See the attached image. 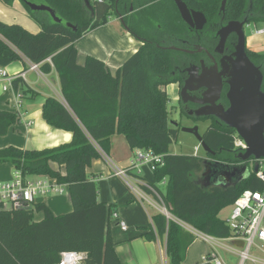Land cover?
<instances>
[{
	"label": "trees",
	"instance_id": "trees-1",
	"mask_svg": "<svg viewBox=\"0 0 264 264\" xmlns=\"http://www.w3.org/2000/svg\"><path fill=\"white\" fill-rule=\"evenodd\" d=\"M0 1L11 6L15 0ZM29 1L49 6L61 24L54 23L46 12H32L21 1L41 31L34 34L18 24L0 21V58L6 52L12 60L21 54L38 65L43 74L55 71L63 102L47 97L41 106L42 116L47 124L72 136L67 143L44 150L0 149V162L11 163L23 177L51 176L57 185L67 187L73 209L54 215L41 202L31 210L0 209V264H54L59 254L66 251L84 253L86 264H121L110 235L108 207L98 201L96 184L86 173L92 161L100 158L97 148L109 154L110 137L114 134L123 136L132 150H149L163 156V166L152 171L155 183L148 185L158 194L171 218L160 213L152 216L155 228H143L142 238L150 241L166 237L165 254L171 264H181L195 240L179 223L215 239L229 238V227L224 219H219V212L231 207L242 192L263 189L248 163V170L239 180L220 184L214 178L208 182L209 175L203 176L204 168L218 167L224 173L240 164L239 153L234 149L235 131L217 124L204 131L203 141L215 154H208L209 160L204 156L170 154L169 147L177 142L179 130L170 121L167 106L168 52L146 42L113 75L100 59L88 56L83 64L78 63L74 43L107 23L116 0H89V9L83 0ZM123 1L118 2L122 15ZM151 1L154 0H141L143 3L135 9L142 10ZM221 1L192 0L191 4L208 19H214ZM225 6V19L245 18L248 24H264V0H226ZM159 7V15L153 14L157 24L170 28L171 22L180 21L171 2L164 1ZM66 23L76 30L66 27ZM127 26L143 37L142 28L147 25L143 19L132 20ZM247 54L264 67V54L250 49ZM18 83V79L12 82L14 90ZM27 92L23 90L24 94ZM17 121L16 113L0 110V135H5ZM213 159L218 161L212 166L209 161ZM51 163L58 168H52ZM161 182L165 184L163 192L156 186ZM149 192L152 193L150 189ZM35 211L43 213L40 221L34 222Z\"/></svg>",
	"mask_w": 264,
	"mask_h": 264
},
{
	"label": "crops",
	"instance_id": "crops-1",
	"mask_svg": "<svg viewBox=\"0 0 264 264\" xmlns=\"http://www.w3.org/2000/svg\"><path fill=\"white\" fill-rule=\"evenodd\" d=\"M18 2L21 3L20 0H15L11 6H7L0 1V21L18 24L28 32L39 33L41 31L39 24L26 10L21 9ZM108 20L105 25L86 33L74 44L77 50L78 63L83 64L88 56L100 59L106 64L110 74L113 75L116 69L122 66L127 59L121 54H132L140 47L137 48V43L133 42L135 38L130 33L124 31L125 34L121 35L120 32H117L115 23L117 24L118 21L115 17L111 22ZM116 34L119 37L120 35L128 37L131 42L128 52L116 51V46H112L113 43L115 44ZM95 36L98 46L90 48ZM20 56V58L12 60L10 53L6 52L0 58V69H4L9 76L15 77L19 81L17 90L11 87V89L3 91L2 88L6 85V81L0 79V110L10 111L18 115L16 124L12 125L5 135H0V149L17 147L27 150H44L67 143L71 139V133L55 129L47 124L42 116L41 106L47 97H56L63 102L59 79L55 71L51 70L47 74H43L39 69L31 70L32 63L21 54ZM21 74L23 77H19ZM169 89L173 88L169 87ZM23 90L28 92L24 94ZM15 91L22 94L21 100L16 99ZM15 105H18L17 111ZM28 123L31 125L27 126ZM120 136L114 134L110 137L109 154H101L100 158L92 161L86 169V173L93 178L96 184L98 201L108 207V223L115 254L119 257L121 264H171L169 257L165 254L166 237H157L150 241L141 237L143 228L154 230L151 217L159 213L162 214L160 202L153 193H148L149 189L145 187H148L149 183H155L153 172L150 171L149 167L142 166L139 168V172L129 170L127 181L114 176L113 170L115 168L125 169L130 165L136 151L130 149L124 137L122 136L123 139H121ZM51 166L54 169L58 168L55 163H51ZM14 173L15 168L11 163L0 162V183L12 181ZM37 179L46 181L49 185L56 184L55 179L51 176H27V180L30 181ZM156 186L162 192L165 190L164 182ZM61 189L64 191L63 194L51 193V195L38 198L36 202L44 203L54 215L67 214L73 207L67 187L61 186ZM61 198L67 200L65 204L60 200ZM114 212L118 213L119 219L126 222L127 231H121L118 223L113 220L112 214ZM37 213V211L34 213V222L43 218V213L39 212L41 214L40 219H36ZM203 235L200 232L194 235L195 240L187 248L184 261L181 264H213L204 260L205 256L212 253L213 247L204 240ZM221 240L219 247L214 248L215 252H218L224 264H230L232 261L237 264L238 252L241 250L230 248L226 243L243 241L238 239Z\"/></svg>",
	"mask_w": 264,
	"mask_h": 264
},
{
	"label": "flooded vegetation",
	"instance_id": "flooded-vegetation-1",
	"mask_svg": "<svg viewBox=\"0 0 264 264\" xmlns=\"http://www.w3.org/2000/svg\"><path fill=\"white\" fill-rule=\"evenodd\" d=\"M164 1H169L173 4L174 8L177 10L182 26L177 19L174 22H171L172 25L170 28H167L166 25L157 24L154 15H159V5L164 3ZM181 1L190 12L196 11L203 14L206 24H204L201 29H197L196 27L199 22L198 20L193 19V23L195 24L193 28H190L182 21L174 0H154L145 4L142 10L140 8L135 9V6L143 3L141 0H124L120 5L124 14L122 15L120 13L118 4L116 9L118 13L123 16L124 25L127 27V31H125L141 42V46L144 45V43L149 42L156 48L168 52L170 57L168 79L170 83L165 86V89L167 87H172L176 90V112L178 113L180 120L179 122H171H174L175 126L178 127L179 133L181 127H198V123L204 125L202 132H199L201 136L206 129L212 126V124H217L219 127L229 129L230 127L223 121L219 120L214 114L206 115V112H208L206 109L207 107H210L207 101L213 99L215 95L211 94L209 96L207 94L208 88H205L202 85L205 81L203 75L210 72H212L213 75L214 73H220L221 62L224 61V63H228V57L234 58L233 54L235 52L238 38L234 33H230L226 36L224 43L220 45V32L225 29L230 22H242L245 18L225 19V11L221 12L219 8L216 17L214 19H208L203 12L191 4L192 0ZM246 12L248 13L249 10ZM112 13L115 15L119 25H121L116 15L115 6ZM173 15H175V13ZM143 19H145L147 26L142 28V33H144L143 37H139L131 32L127 25H129L132 20H138L140 22ZM147 19H152V22L148 23ZM247 53L248 48L246 49V55H249ZM248 57L251 62L262 71L263 81L261 87L264 91L263 64L255 58L252 59V57ZM221 88L219 97L214 100L213 103L216 106H222L223 110L227 111L230 105L227 100V92L229 91L227 77H221ZM183 120L190 124H183ZM202 154L203 155L201 156H204L209 160L207 157L208 154H205L204 152ZM211 161H218V159H213Z\"/></svg>",
	"mask_w": 264,
	"mask_h": 264
},
{
	"label": "water",
	"instance_id": "water-1",
	"mask_svg": "<svg viewBox=\"0 0 264 264\" xmlns=\"http://www.w3.org/2000/svg\"><path fill=\"white\" fill-rule=\"evenodd\" d=\"M24 5L32 12L48 13L52 21L56 24H61V20L57 17L55 11L49 6L43 4H36L29 0H21ZM120 0L115 2L116 15L120 24L127 31V27L124 25L123 16L118 13L116 6ZM175 5L178 8L182 21L190 28H193L195 24L193 19L198 20L197 29H201L205 23V17L202 13L192 11L190 12L185 4L181 0H174ZM87 9L90 7L89 0H83ZM226 0H222L220 4V11H225ZM132 11V9L130 8ZM247 19L242 22H230L225 29L220 32L221 44L226 40V36L230 33H234L238 38V42L234 52V58L228 57V63L221 62L220 73L212 72L203 75L205 81L202 85L208 88V95L214 94L215 96L208 102L210 107H207L206 115L214 114L219 120L223 121L227 126L235 131L238 137H240L246 144V150L239 153L237 159L239 165L231 168L230 172H224L221 174L222 181L227 183L230 180H239L240 175L246 172L247 163L251 159L260 160L264 158V91L262 90L263 74L246 55V38L244 35V26L248 25ZM66 27L76 30L71 24L66 23ZM225 60V59H224ZM228 78L229 91L227 92V100L229 108L227 111L223 110L222 106L214 105V100L219 97L221 92V77ZM180 132L191 135L200 144L202 151L205 154L213 155L203 141L202 136L198 132V127H181ZM216 165V164H214ZM254 171L256 172L257 164L254 165ZM208 172L203 173V176L208 175ZM240 176V177H239ZM239 177V178H238ZM209 179V177L207 178Z\"/></svg>",
	"mask_w": 264,
	"mask_h": 264
},
{
	"label": "built area",
	"instance_id": "built-area-1",
	"mask_svg": "<svg viewBox=\"0 0 264 264\" xmlns=\"http://www.w3.org/2000/svg\"><path fill=\"white\" fill-rule=\"evenodd\" d=\"M249 25V24H248ZM264 34V27L258 29L255 35ZM31 70H37L38 65L32 64ZM19 76V75H18ZM19 77H23L21 74ZM0 79L6 81V85L3 86V91L11 89L12 82L15 77H11L4 69H0ZM13 88V87H12ZM16 99L21 100L22 94L15 91ZM17 111L18 105H15ZM31 125L28 123L27 126ZM234 149L238 152L246 150V144L244 141L234 134ZM201 149L200 144L192 151L191 154L194 157L201 156L198 151ZM101 154L103 152L100 148H97ZM202 151V149H201ZM134 158L131 160L130 165L125 169L115 168L113 170L114 176H118L127 181L128 171L135 170L139 172V168L142 166L149 167L150 171L156 169V167L163 166V156L155 155L151 151L136 149ZM250 171L255 174L256 178L263 185L262 191L247 190L242 192L231 205L229 215L224 219L230 230V237L227 240L238 239L242 240L245 244L244 248L238 252V263L245 264H264V158L260 160L251 159L249 161ZM257 164V171H254V165ZM248 166V167H249ZM249 169V168H248ZM14 178L10 182L0 183V209L7 210H31L36 200L41 197L51 195V193L63 194L61 186L63 185H49L46 181L37 179L34 181L27 180V177L21 176L18 170H15ZM150 189L155 197L161 204L162 214L170 218L169 213L161 203L160 198L156 192H154L149 186H145ZM112 218L118 223L121 231H127L126 222L119 219L118 213L114 212ZM203 238L212 247L213 251L208 256L204 257V260H208L213 264H224L219 257L218 252H215V247L220 245L221 239L213 238L203 235ZM253 248L254 253L250 250ZM86 255L84 253L75 251H66L59 254V260L54 264H86Z\"/></svg>",
	"mask_w": 264,
	"mask_h": 264
},
{
	"label": "rangeland",
	"instance_id": "rangeland-1",
	"mask_svg": "<svg viewBox=\"0 0 264 264\" xmlns=\"http://www.w3.org/2000/svg\"><path fill=\"white\" fill-rule=\"evenodd\" d=\"M35 1L38 2L37 0H35ZM18 4L21 7V9L23 11H25L23 5L20 2H18ZM114 17H115L114 14L110 15L108 22H111ZM6 24H9V23H6ZM115 26H116L117 32H120L121 35L125 34L124 33L125 28L124 27H122L118 23L117 24L115 23ZM263 27H264V24H261V23H258V24L250 23L249 25H245V28H244L247 48L252 50V51H254V52H256V53H258V54L259 53L264 54V34L255 35V32L258 29L263 28ZM121 35L119 37L116 34L115 44L113 43L112 46H114V47L116 46V51H119V52L127 51L128 52L129 49H130L131 42L128 40V37L126 38L125 36H121ZM94 38L95 39L92 41L93 44L91 45L90 48H93L92 46H94V47L98 46L97 43H96V36ZM101 41H103V40H101ZM133 42L137 43V46H138L137 48H139L141 46V42H139L138 40L133 39ZM119 49H121V50H119ZM91 51L92 50L90 49V52ZM121 55L128 59V56L131 55V54H127V55L126 54H121ZM165 90H166L167 96H168L167 106H168V111H169V119H170V121L179 122L180 117L178 116V113L176 112V107H177L176 106V97H177L176 96V90L171 89L173 94H172L171 90L169 89V87H167ZM183 124H185V125L188 124L189 125L190 123H188V122L183 120ZM203 129H204V125L198 123V132L201 133ZM120 138L123 139L122 136H120ZM177 139H178L177 142L173 143L169 147L168 151H169L170 154H178V155L180 153L189 154L192 151H194V149L198 146L197 140H195V138H193L191 135H188L186 133L180 132L178 134ZM202 153L203 152L200 149L198 151V154L203 155ZM209 162H211L212 166L217 163V161H209ZM249 169H250V166H249ZM203 170H204L203 173L208 172L207 173L209 175V179H207L208 182L211 179L214 178V179H216V181H215L216 183L217 182L220 183V184L222 183V178L220 177L222 173H221V170L218 167L217 168H213V169L211 167H209V168H207V170H205V168ZM60 200L63 201L64 204L67 201L65 198L64 199L61 198ZM230 210H231L230 207L222 209L219 212V214H218L219 219H225L229 215ZM64 214H66V213H64ZM40 216H41V214L39 212L35 215L36 219L37 218L40 219ZM179 224L181 226L183 225V227L187 231H190L193 235H197V233L194 231V229L190 228L186 224H184V223H179ZM226 245L228 247H230V248L240 249V250H242L244 248V246H245V244L243 242H238V241L227 242ZM250 251L252 253H254L253 248ZM235 263L236 262L232 261L230 264H235ZM245 264H250V262H246Z\"/></svg>",
	"mask_w": 264,
	"mask_h": 264
}]
</instances>
